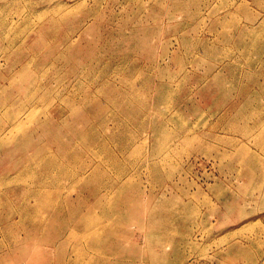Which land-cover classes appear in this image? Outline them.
Returning a JSON list of instances; mask_svg holds the SVG:
<instances>
[{"label":"rangeland","instance_id":"rangeland-1","mask_svg":"<svg viewBox=\"0 0 264 264\" xmlns=\"http://www.w3.org/2000/svg\"><path fill=\"white\" fill-rule=\"evenodd\" d=\"M35 262L264 264V0H0V264Z\"/></svg>","mask_w":264,"mask_h":264},{"label":"bare ground","instance_id":"bare-ground-1","mask_svg":"<svg viewBox=\"0 0 264 264\" xmlns=\"http://www.w3.org/2000/svg\"><path fill=\"white\" fill-rule=\"evenodd\" d=\"M22 3V2H21ZM3 6V5H2ZM63 9V8H62ZM2 10H4V9H2ZM6 10V9H5ZM65 12V11H64ZM38 17V16H37ZM5 25H8L7 23L5 24ZM35 26V25H34ZM9 29V28H8ZM4 35V34H3ZM5 37V36H4ZM10 44H12V43H10ZM10 44H8L7 46H8V48L7 49H5L4 51H7V52H10L12 49H13V46L15 45V43H13L11 46H9ZM6 46V47H7ZM16 47V46H15ZM2 48H4V47H2ZM1 48V49H2ZM19 62V61H18ZM20 64H19V66H20V70L19 71H17L16 73L18 74L19 72H21L25 67H26V64L24 63V61H21V62H19ZM34 63H37L35 60H34ZM25 64V65H24ZM35 66H37V64L35 65ZM11 67H13V65H11ZM40 67H42L41 65H39V66H37V69H40ZM133 70V69H132ZM37 73H40V71H36ZM133 74V73H132ZM57 97V96H56ZM48 108V107H47ZM94 108V107H93ZM30 116H32V115H30L29 114V117ZM26 117H28L27 115H26ZM34 117V116H33ZM18 121V120H17ZM24 121H26L25 119H24ZM21 123H23L24 124V122H21ZM17 128V127H16ZM20 128H18V130H19ZM17 130V131H18ZM37 132V131H36ZM39 133V132H38ZM18 134V133H17ZM96 133L94 132V130L93 131H90V135H85V138H86V140H85V142H88L89 141V137H91V138H94V135H95ZM16 139V138H15ZM49 139V138H48ZM12 142V141H11ZM89 147H91V146H88V148H87V145L84 147V149L86 150H88V151H90V149L91 148H89ZM98 146H96V149H98L97 148ZM93 149V148H92ZM96 149H94V150H96ZM93 151V150H92ZM40 152V151H39ZM94 152V151H93ZM97 153L99 152V151H96ZM29 153V152H28ZM34 153H36V152H34ZM27 154V153H26ZM93 154V153H92ZM96 154V153H95ZM94 154V155H95ZM35 156H39V154L37 153ZM39 158V157H38ZM25 159V158H24ZM30 160V159H29ZM74 160V159H73ZM32 162H34V161H32ZM35 162H37V161H35ZM56 162V161H55ZM54 162V163H55ZM20 163V162H19ZM26 163V162H25ZM27 164V163H26ZM56 165L60 168V169H65V167H66V165H64L62 162H60V163H56ZM16 166V165H15ZM33 166V165H32ZM35 166V165H34ZM22 167V166H21ZM26 167V166H25ZM20 168V167H19ZM22 169V168H21ZM50 169H52V168H50ZM67 170V169H66ZM90 170V169H89ZM68 171V170H67ZM67 171H64V173H63V175L62 176H60V177H57V180H49V174H48V172H46V177L48 178V184L46 185L47 186V188L49 187L50 188V186H57V184H59L60 186L61 185H64L65 183H69V182H78V183H84V182H86L87 180H90V178H92L97 172H99V171H97V169L95 168V170H93V171H91L90 173H88L89 171L87 170V168H85V169H83V172H80L79 174L78 173H70V171L69 172H67ZM66 172V173H65ZM52 173V172H51ZM56 173V172H55ZM60 173H61V171H60ZM30 174V173H29ZM46 179V178H45ZM53 179V178H52ZM107 182V181H106ZM66 186V185H65ZM108 186V185H107ZM57 188V187H56ZM45 189V188H44ZM52 189V188H51ZM22 190V189H21ZM56 190V189H55ZM42 191V190H41ZM47 191V190H46ZM35 192V191H34ZM38 192V191H37ZM39 193V192H38ZM42 193V192H41ZM45 193V192H44ZM97 193V192H96ZM32 194H33V192H32ZM110 194V193H109ZM30 197V196H29ZM97 198V197H96ZM101 198V197H100ZM62 200V197H57V200ZM30 200V199H29ZM28 200V201H29ZM32 200V199H31ZM56 200V201H57ZM60 200V201H61ZM55 201V202H56ZM59 201V202H60ZM26 205V204H25ZM28 206V205H27ZM64 206V205H63ZM29 207V206H28ZM49 212V211H48ZM21 217V216H20ZM114 218H116V217H114ZM62 224H64V223H62ZM66 224V223H65ZM64 224V225H65ZM76 224H78V223H76ZM81 224V223H80ZM81 226V225H80ZM88 227V226H87ZM64 229V228H63ZM66 230H67V228H66ZM63 231V230H62ZM60 232V231H59ZM60 234V233H59ZM64 237V236H63ZM57 241V240H56ZM53 242V241H52ZM50 243V242H49ZM57 243V242H56ZM56 245V247H57V244H55ZM51 246H52V244H51ZM133 248V247H132ZM146 248V247H145ZM42 250V249H41ZM97 250V249H96ZM43 252V251H42ZM60 254V253H59ZM67 254V253H66ZM122 254V253H121ZM34 255V254H33ZM61 255V254H60ZM71 256V255H70ZM46 258V257H45ZM45 258H44V260H45ZM95 259V258H94ZM93 259V260H94ZM42 260V259H41ZM40 260V261H41ZM43 260V261H44ZM50 260V259H49ZM67 260V259H66ZM86 260V259H85ZM101 260V259H100ZM106 260V259H105ZM29 261V260H28ZM32 261H33V259H32ZM86 262V261H85ZM97 262V261H96ZM101 262V261H100ZM29 263V262H28ZM57 263V262H56ZM56 263H54V264H56ZM108 263V262H107ZM35 264H37L36 262H35ZM42 264V263H41ZM44 264V263H43ZM46 264V263H45ZM83 264V263H82ZM90 264H93V263H91L90 262Z\"/></svg>","mask_w":264,"mask_h":264}]
</instances>
